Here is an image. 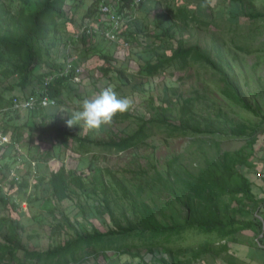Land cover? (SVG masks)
I'll return each instance as SVG.
<instances>
[{
  "label": "rangeland",
  "instance_id": "rangeland-1",
  "mask_svg": "<svg viewBox=\"0 0 264 264\" xmlns=\"http://www.w3.org/2000/svg\"><path fill=\"white\" fill-rule=\"evenodd\" d=\"M28 1L30 7L32 0ZM15 3L13 1V6ZM141 4L124 14L126 17L115 41L107 40L95 31L92 33V42L87 46L79 38H75V34L72 35L70 30L68 34L67 31L66 34L63 32L65 45L57 50V54L53 53L51 63L60 68V72L69 61L78 66L80 72L78 80L71 76V80L63 83L60 102H56L54 107L55 112L63 117L62 120L67 125L66 121L71 118L72 112L79 110L83 99L95 96L99 90L108 86L114 89L118 84L116 77L111 73L104 75L99 69L103 64H107L101 57V54H105L116 60V66L124 65L126 73L132 76L134 87L131 84L120 86L116 93L119 98L130 101L129 109L134 114L150 117L154 111L150 108L149 98L153 97L155 103H160L164 88L173 87L176 90L174 95L171 91L166 93L169 101L173 100V104L177 106L180 97H196L198 114L220 121L222 128L217 134L195 136H167L165 131L153 128V133L144 142L117 152L97 146H81L73 141L65 147L56 140L46 137L39 139L38 136L36 151L45 159L46 166L56 170L63 165L66 170L82 171L85 187H72L69 197L62 201L54 198L49 190L46 193L38 192L41 198L38 201L43 203V208L39 209L37 219L33 220L37 234L35 238L26 241L28 249L43 250L65 240L72 231L61 230L49 234V227L57 222L62 223L63 216H67L71 224L80 231H91L92 228L99 231L107 229L110 225L109 218L97 184L103 181L113 189L115 185L105 173V168L113 171L132 192L138 190L143 200L152 203L159 219L179 220L184 210L158 182L155 170L165 174L169 168L168 163L172 162L173 170L195 171L204 163L205 155L217 158L221 152L237 149L246 143L245 137L231 135L230 125L258 118L220 94L219 87L222 83L209 67L191 62L183 70L168 68L155 77L141 78L137 75V69L143 61L154 55L153 46L165 44L166 37L161 35L157 38L156 35L161 33L163 27L172 23L173 18L167 6L184 8L199 20L209 22V25L203 26L196 20L188 23L177 21L169 42L176 45V40L181 39L184 44H198L202 51L217 61H220L221 55L225 62H228L227 70L238 82L243 96L252 105L259 106L261 114L264 115V17L250 18L244 15L245 12L264 10V0H155L147 11L141 10L145 13L144 17H138L135 13L142 9L139 8ZM80 12L81 10L78 13ZM87 20L85 23L81 22L78 28L94 25L93 18ZM231 20L235 22L231 23ZM68 40L70 42L66 46ZM124 42H127L125 46L122 45ZM29 115L33 123L35 122L30 126L32 128L36 121L32 119V113ZM80 123L70 128L76 130L79 135L89 133L91 138L102 140L118 139L136 129L133 120H113L109 125L92 130L83 127L82 121ZM21 149L20 145L14 144L12 152L15 162L22 154ZM253 149L256 155L264 156V133L257 135ZM31 167V170L34 169V162ZM48 168L46 167V170H49ZM257 168L254 165L250 170H242V173H253ZM14 174L16 173L13 172L12 176L15 177ZM8 184L5 186L7 193L12 190ZM39 185L38 183L36 186ZM41 185L40 188L43 187ZM110 199V205L123 202L119 190H111ZM18 200L22 198L18 196L16 202ZM245 212H236L235 216L241 217ZM213 234L188 230L178 239L162 241L161 244H152L151 247L150 243L133 236L118 241L117 245L122 246L118 249L113 248L84 257L75 264H163L160 258H164L168 263L174 258L175 264H197V260L191 258L190 249L212 239ZM168 249L172 250L171 254Z\"/></svg>",
  "mask_w": 264,
  "mask_h": 264
},
{
  "label": "trees",
  "instance_id": "trees-1",
  "mask_svg": "<svg viewBox=\"0 0 264 264\" xmlns=\"http://www.w3.org/2000/svg\"><path fill=\"white\" fill-rule=\"evenodd\" d=\"M13 1L16 2L15 6ZM142 1L140 0L141 3ZM99 2L100 0H91L88 3L84 8L81 22L85 23L87 19L96 15ZM131 2L132 0H117L116 4L121 8L125 5L129 6ZM140 2L132 9L140 5ZM28 5V0H0V110L6 112L15 111L12 108L13 97L5 96V93L14 87L22 89L32 86L30 94L41 95L46 92L59 103L63 83L71 80L73 76L71 73L66 76L58 75L61 69L51 63L53 61L51 57L53 53L57 54V50L61 49L62 45H65L63 32L66 22L73 19V15L84 6L83 0H32V5L30 7ZM168 11L172 15V23L163 27L161 33L156 35L157 38L161 35L165 36V44L153 46L154 55L143 61L137 69V75L141 78L155 77L168 68L183 70L191 62L209 67L218 75L222 83L219 87L220 94L258 118L230 125L231 135L245 137L246 143L237 149L221 152L217 158L205 155L204 163L195 171L173 170L172 162L168 163L169 168L165 174L155 170L158 182L169 192L172 200L184 210L179 220L159 219L152 203L143 200L138 190L132 192L113 171L105 168V173L115 185L113 189L103 181L97 184L103 195L105 211L109 218L110 225L105 231L96 228H92L91 231H80L71 224L67 216H63L62 223L57 222L49 227V234L61 230L72 231L65 240L43 250L28 249L27 246L20 244L23 227L17 220L8 218L9 229L3 236L4 242L0 243V264H75L84 257L122 247L117 243L125 238L136 236L150 243L151 247L152 244H161L162 241L170 242L178 239L188 230L214 233L213 238L217 239H235L236 232L249 228L256 235L261 234L259 242H264L262 223L264 215H261L262 220L256 216L261 212L260 207L264 204V199L253 195L251 182L247 174L242 173V170H250L255 165L252 160L255 155L253 148L257 135L264 133V115L261 114L259 106L252 105L243 96L238 82L227 70L228 62H225L221 55H219L220 61H217L202 51L198 44H184L181 39L176 40V45L169 42L173 37V26L177 21L188 23L196 20L203 26L209 25V22L199 20L184 8L171 7ZM244 15L250 18L264 17V10L245 12ZM232 22L235 21L231 20ZM91 37L92 33L83 32L76 36L85 45ZM101 57L107 63L99 67L101 72L104 75L113 74L118 81L114 86L115 92L120 86L131 84L134 87L131 82L132 76L126 73L124 65L116 66V60L108 55L101 54ZM41 66L44 69L40 68ZM55 71L57 73H54ZM50 76L52 78L45 85L44 79ZM11 77L15 79L9 82ZM163 91L160 103H155L153 97L149 98L150 108L154 111L150 117L134 114L130 109L115 116L114 121L133 120L136 123V129L132 133L118 139H93L89 133L79 135L76 130L65 125L62 118L45 113L43 107H38L37 110L42 120L36 129L44 138L55 139L65 147L73 141L81 146H97L116 152L141 144L153 133V128L165 131L167 136L213 135L221 130L220 121L198 114L196 97H180L178 105L175 106L173 100L169 101L166 94L167 91H171L174 95L175 88L165 87ZM121 96L125 95L121 94ZM18 129L19 126L15 125L14 130ZM9 137L10 142L3 149L13 148L16 139L13 134ZM1 176L6 177L5 171H2ZM10 181L12 184L18 183L19 187L18 178L12 176ZM40 183H43V191L46 193L49 190L58 201L67 199L72 187L78 189L85 187L83 172L66 170L63 165L44 174ZM111 190H119L123 202L110 205ZM0 202L2 204L9 202V196L0 192ZM241 211L250 213L252 217L245 219L235 216L236 212ZM210 241L211 239L192 247L191 258L196 259L207 253L211 249ZM168 250L171 254L172 250ZM18 252H21V256H18ZM160 261L163 264H175L174 258L169 263L164 258H160Z\"/></svg>",
  "mask_w": 264,
  "mask_h": 264
},
{
  "label": "crops",
  "instance_id": "crops-1",
  "mask_svg": "<svg viewBox=\"0 0 264 264\" xmlns=\"http://www.w3.org/2000/svg\"><path fill=\"white\" fill-rule=\"evenodd\" d=\"M90 1L91 0L87 2L84 1V6L80 8L75 15H73L74 18L66 22L64 30L65 34L66 31L67 34L71 31L73 32L71 33L72 35H76V32L80 30V27L78 28V26L82 21L81 19L85 11L84 8L87 7ZM112 1L114 3L110 2L114 5L116 4L115 2H117V0ZM154 1L155 0H143L141 6L139 7L142 9L137 10L135 15L138 17L139 15H145V13L141 10L147 11ZM171 7L176 6L169 5L166 8L168 10ZM80 10L81 12L78 13ZM92 38L88 41L89 44H87V46L92 42ZM67 42L66 46L69 45L70 40ZM42 66L40 68H42ZM14 79L15 77H11L8 81L12 82ZM31 91L32 86H27L22 89L14 87L12 90L7 91L5 96H25L30 94ZM54 107H56V104L43 107L44 112L47 114H54L58 118H63L60 114L55 112L56 109L54 110ZM37 110L39 109H15V111L18 112L17 114L13 113L15 111L6 112V110H0V129L8 136L9 139V136L13 134L16 139V143L14 144H18L22 148V154L19 155V160L15 162L12 154L13 148H9L8 150L6 148L3 149L7 146L10 140L6 144H0V192L5 196H9V202H6L5 204L0 202V243L4 242L3 236L9 229L8 218L17 220L18 224L23 227L20 235V244L28 246L26 241L35 238L37 234L33 220L37 219L40 212L39 209L43 208V203L38 201L41 199L39 198L40 195L38 196V192L42 193L43 191L42 188H40V182L44 174H47L50 170H54L46 166L47 162L42 155L36 151L38 146V136L39 139L43 138V135L36 129L38 123L42 120V116L37 112ZM30 113H32V119L36 121V125L32 128H30V126H33L35 122L33 123V121L29 118ZM15 125L19 126L18 130H14ZM39 154L41 156H39ZM29 158H32V160H28ZM252 160L253 162L255 160V168H258L255 172L247 174L248 180L251 182V191L256 198L264 199V156L255 154ZM32 162H34V169L31 170ZM46 167L49 170H46ZM12 170L16 173L14 175L19 179V187L17 186L18 183L12 184V181H10L13 173ZM2 171H5L6 173L5 178L1 176ZM257 173H263V176L259 177L257 176ZM7 183H9L8 186L12 189L9 193L5 190ZM38 183L40 185L36 186ZM10 184H12V187ZM18 196L22 198V200H18L16 202V198H18ZM260 211L261 212L256 216L259 220H262L261 215H264V204L261 205ZM241 217L250 219L252 215L245 212V215ZM262 223L264 226V220H262ZM234 237L235 239L212 238L210 241L211 249L207 253H204L196 258L197 264H264V242H259L261 234L256 235L252 229L247 228L236 232ZM18 256H21V252H18Z\"/></svg>",
  "mask_w": 264,
  "mask_h": 264
},
{
  "label": "built area",
  "instance_id": "built-area-1",
  "mask_svg": "<svg viewBox=\"0 0 264 264\" xmlns=\"http://www.w3.org/2000/svg\"><path fill=\"white\" fill-rule=\"evenodd\" d=\"M139 2L140 0H132L129 6L125 5L119 8L117 4L114 5L109 0H100L96 15L93 17L95 20L94 25L82 26L76 33L75 37L81 32L90 34L97 31L105 39L115 41L116 37H118V32L122 29L124 18L126 17L124 14H126L128 10L132 9ZM126 44L127 42H124L122 45L125 46ZM79 72L80 68L78 66H75L72 62L67 61L63 70L58 72V75L66 76L71 73L73 75L72 78L74 80H78ZM51 78V76L46 77L44 79V84H48ZM55 104L56 99L49 97L46 92L41 95L28 94L25 96H14L12 98V108L14 109H36L38 107H46ZM8 142V136L0 129V144H6ZM257 176L262 177L263 173H257Z\"/></svg>",
  "mask_w": 264,
  "mask_h": 264
},
{
  "label": "clouds",
  "instance_id": "clouds-1",
  "mask_svg": "<svg viewBox=\"0 0 264 264\" xmlns=\"http://www.w3.org/2000/svg\"><path fill=\"white\" fill-rule=\"evenodd\" d=\"M130 101L119 98L111 86L103 88L93 97L83 99L79 110L71 113V118L66 121L68 127L83 122V127L99 129L102 125H109L117 114L126 112Z\"/></svg>",
  "mask_w": 264,
  "mask_h": 264
}]
</instances>
